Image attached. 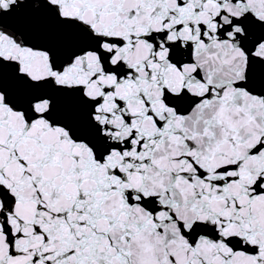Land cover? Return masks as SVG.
I'll list each match as a JSON object with an SVG mask.
<instances>
[{
  "label": "snow or ice",
  "instance_id": "snow-or-ice-1",
  "mask_svg": "<svg viewBox=\"0 0 264 264\" xmlns=\"http://www.w3.org/2000/svg\"><path fill=\"white\" fill-rule=\"evenodd\" d=\"M0 264H264V0H0Z\"/></svg>",
  "mask_w": 264,
  "mask_h": 264
}]
</instances>
